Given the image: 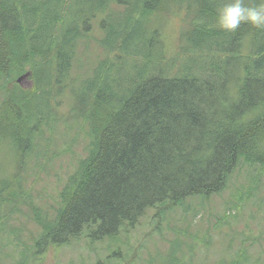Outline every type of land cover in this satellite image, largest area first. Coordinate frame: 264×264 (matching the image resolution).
<instances>
[{
  "label": "trees",
  "instance_id": "obj_1",
  "mask_svg": "<svg viewBox=\"0 0 264 264\" xmlns=\"http://www.w3.org/2000/svg\"><path fill=\"white\" fill-rule=\"evenodd\" d=\"M226 2L0 0V138L14 153L13 169L0 174V264H34L49 246L84 233L92 241L115 237L148 210L193 198L192 219L205 216V204L245 168L256 171L255 188L264 176V30H222L217 10ZM180 12L188 24L182 53L170 57V69L153 70L155 20ZM98 16L108 24L100 23V36L91 30ZM82 43L105 54L86 70L76 62ZM119 54L144 63L124 74ZM26 73L29 90L16 82ZM62 122H74L65 129L85 132L89 144L61 183L51 217L29 203L24 182L32 157L45 158L38 139L55 142ZM21 208L41 231L28 234L31 245L15 225ZM181 246L174 241L170 264H185L176 255Z\"/></svg>",
  "mask_w": 264,
  "mask_h": 264
},
{
  "label": "rangeland",
  "instance_id": "obj_2",
  "mask_svg": "<svg viewBox=\"0 0 264 264\" xmlns=\"http://www.w3.org/2000/svg\"><path fill=\"white\" fill-rule=\"evenodd\" d=\"M114 13L111 12L112 15ZM155 22H158L154 24L158 37L157 42L148 48L151 53L150 68L170 69V57L182 53V32L188 30V24L183 20L181 12L173 19L160 18ZM93 23L91 30H95L98 36L101 35L98 29L100 23L108 25L105 16H98ZM86 48L82 43L76 55V62L83 64L85 70L96 62L98 54L101 58L105 57L95 48ZM118 57L124 74L134 73L133 66L144 63V58L134 55L119 54ZM178 68L182 69V61ZM73 71H76L74 67ZM16 82L23 90L33 87L29 73ZM63 103L61 109L64 111L67 104ZM70 124L75 123L62 122L54 128L55 142L46 140L50 137L48 134L40 137L37 142L40 149L37 152L43 153L45 158L32 157L28 164L24 186L30 193L29 203L43 215L48 213L53 216L52 207L55 206L61 183L64 185L76 160L86 155L88 136L75 127L73 130L65 129L64 125ZM77 133L79 137L75 142ZM1 141L0 174L8 175V170L13 169L14 153L6 140ZM67 148L71 154L65 152ZM254 169L251 168V172ZM255 174L256 171L249 174L245 168L233 176L226 190L205 204V216L198 215L192 219L194 213L189 204L195 205L197 198L167 211L148 210L134 228L126 230L124 227L117 236L100 241H92L84 233L68 244L49 246L44 253L34 257V264H170L172 246L178 240L183 245V255L181 250V253L176 254L177 259L185 258V264H264V176L257 177L258 182L252 188ZM248 192H251V196L249 201H245L244 196ZM231 207L235 209L230 212ZM21 210L14 215V219H18L15 225L22 224L23 240L31 245L28 234L38 238L41 231L30 219L29 211L24 208ZM203 240L206 241L205 245L202 244Z\"/></svg>",
  "mask_w": 264,
  "mask_h": 264
},
{
  "label": "clouds",
  "instance_id": "obj_3",
  "mask_svg": "<svg viewBox=\"0 0 264 264\" xmlns=\"http://www.w3.org/2000/svg\"><path fill=\"white\" fill-rule=\"evenodd\" d=\"M217 24L227 32L237 31L242 24L264 30V0H227L217 10Z\"/></svg>",
  "mask_w": 264,
  "mask_h": 264
}]
</instances>
